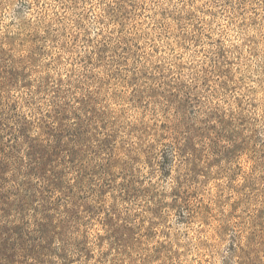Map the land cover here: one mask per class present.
Masks as SVG:
<instances>
[{"label": "rangeland", "instance_id": "rangeland-1", "mask_svg": "<svg viewBox=\"0 0 264 264\" xmlns=\"http://www.w3.org/2000/svg\"><path fill=\"white\" fill-rule=\"evenodd\" d=\"M0 264H264V0H0Z\"/></svg>", "mask_w": 264, "mask_h": 264}]
</instances>
